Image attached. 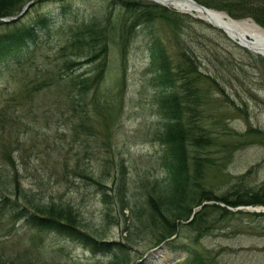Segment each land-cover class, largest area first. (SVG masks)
I'll list each match as a JSON object with an SVG mask.
<instances>
[{
  "label": "rangeland",
  "instance_id": "obj_1",
  "mask_svg": "<svg viewBox=\"0 0 264 264\" xmlns=\"http://www.w3.org/2000/svg\"><path fill=\"white\" fill-rule=\"evenodd\" d=\"M118 3L47 0L15 19L27 23L48 15L50 27L42 29V43L33 55L23 58L24 69L18 72L10 59L0 63V260L109 264L112 252H95L79 241L27 224L29 215L46 217L33 207L49 205L44 207L48 213L55 205L59 211L72 210L77 227L94 235L98 248L108 241L115 249H125L130 264H180L188 257L186 250L160 244L158 237L169 226L167 221L180 227L171 238L174 246L193 245L207 264H264V216L251 215V208L232 207L235 213L225 216L214 211L205 223L187 226L185 220H176L187 209L184 202L178 213L164 207L167 217L153 221L152 204L161 208L162 199L171 196V176L168 148L158 140L165 112L149 43L152 37H161L171 59L192 54L199 71L208 75L200 84L204 93L196 109L211 143L201 152L207 160L203 185L219 196L264 186L262 55L196 11H179L187 14L179 19L180 30L160 18L145 21L134 28L129 41L124 40L126 44L115 35L105 58L82 60L78 73L94 74L99 63H105L100 88L92 90L83 104L59 77L57 82H43L45 70L64 75L52 65L62 63L59 49L69 37L66 25L74 19L95 15L104 20L111 14L113 22L118 16L120 22L132 23ZM207 7L237 20L256 21L230 14L228 8ZM32 75L34 80L27 83L25 77ZM27 84L43 88L26 91Z\"/></svg>",
  "mask_w": 264,
  "mask_h": 264
},
{
  "label": "trees",
  "instance_id": "obj_2",
  "mask_svg": "<svg viewBox=\"0 0 264 264\" xmlns=\"http://www.w3.org/2000/svg\"><path fill=\"white\" fill-rule=\"evenodd\" d=\"M30 0H0V17L14 16L18 14L24 5ZM47 0H37L44 2ZM119 3L126 16H131L132 23L129 25L120 18L115 17L113 22L111 14L104 20L95 15H90L81 21L74 19L72 23L67 24L69 29L68 38L64 45L59 49L60 56L63 57L62 63L52 65V69L60 73L52 72L49 69L44 71L43 82H57V78L64 84L70 85L72 93L79 104L88 97L92 90L100 88V74L103 75L104 61L99 63L101 67L99 72L94 74L89 72L78 73L79 66L85 58L87 63H91L96 58H105L109 50L110 42L115 35H121L122 41L130 39L134 33V28L140 26L145 21H153L160 18L165 21L175 31L177 30L179 19L187 14L176 10H171L161 4L145 0H114ZM207 6L216 8H228L230 14L251 16L262 26H264V0H224L218 3H211L208 0H198ZM73 10V9H72ZM62 16V15H61ZM65 16V15H64ZM236 17V16H234ZM22 19L12 20L10 22L0 21V63L5 60L16 62L18 72L26 67L23 58H29L34 53V48L42 43L40 33L42 29L48 30L50 22L48 15H38L31 22H21ZM148 26V25H146ZM49 33V31L47 32ZM152 63H154V80L156 86L160 88V103L165 112L163 129L158 135V140L168 148L169 161L168 166L171 176L170 188L171 196L162 199L161 208L153 203V221L157 222L159 218H166L164 207L169 212H177L178 208L183 207L185 202L187 209L178 214V219L185 220L187 226L193 223H205L206 218L212 215L214 211L225 216L233 212L231 209L238 206L263 205L264 206V186L261 189L251 192L248 190L240 191L235 195L219 196L206 189L204 183V169L206 167V158L201 152L211 143L205 135V130L199 124L196 106L202 101L204 87H201L203 78L208 75L199 71L195 57L190 54L187 59L176 61L167 54L168 48L161 37H152L149 43ZM78 66V67H77ZM91 72V71H90ZM69 74L71 77H69ZM35 77V76H34ZM33 75L25 77V80H34ZM28 83V81H27ZM44 84V83H43ZM42 84V85H43ZM38 85V84H37ZM32 84L23 85L25 90H40L43 86ZM24 90V89H23ZM193 148V149H190ZM192 160V164H191ZM194 168V169H193ZM193 170V171H192ZM169 187V186H168ZM123 200V199H122ZM152 200H157L152 198ZM188 201V202H187ZM194 202V205L191 203ZM225 205H222V204ZM170 207H169V206ZM191 205V206H190ZM49 205H43L37 209L33 207L35 213L44 214L46 217L29 215L27 224H31L40 232L53 231L73 240L83 243L92 251L104 250L112 252L109 264H130L128 262V253L125 249H115L112 243L103 241V247L98 248V239L87 232L81 231L77 227V218L72 210L60 208L52 205L50 212L46 213ZM195 206H201V209L194 210ZM29 207V206H26ZM32 210V209H29ZM243 210H238L242 212ZM24 212V211H23ZM253 216H264V212H249ZM171 214V213H170ZM191 218V219H190ZM190 221H187L189 220ZM187 221V222H186ZM169 222V226L163 228L158 240L160 244L166 242L169 249L181 248L188 252V257L180 264H207L199 255L195 247L190 244H181L174 246L173 236L179 230L178 223ZM162 241V242H161ZM0 264H7L0 260ZM11 264H18L12 262ZM26 264V263H19ZM139 264H147L141 262Z\"/></svg>",
  "mask_w": 264,
  "mask_h": 264
},
{
  "label": "bare ground",
  "instance_id": "obj_3",
  "mask_svg": "<svg viewBox=\"0 0 264 264\" xmlns=\"http://www.w3.org/2000/svg\"><path fill=\"white\" fill-rule=\"evenodd\" d=\"M156 1V0H154ZM166 4L172 5L176 8L186 11H196L199 16L205 19L213 21L215 24L224 28L233 38L237 39L236 36H246L247 39L252 40V48L255 49L256 53H260L259 47L264 46V28L252 19H241L237 20L232 18L225 12H220L211 9L209 12H204L198 7L192 5L189 0H160ZM240 33L238 35L236 33ZM246 43V42H245ZM249 45L248 43H246Z\"/></svg>",
  "mask_w": 264,
  "mask_h": 264
},
{
  "label": "water",
  "instance_id": "obj_4",
  "mask_svg": "<svg viewBox=\"0 0 264 264\" xmlns=\"http://www.w3.org/2000/svg\"><path fill=\"white\" fill-rule=\"evenodd\" d=\"M156 1H158L159 3H163L165 5V3L164 2H161L160 0H156ZM189 1L192 3V5L198 7L200 10H202L204 12H209L211 10L210 8H208L207 6L199 3L196 0H189ZM33 2L34 1H31V2L27 3L26 6L24 7V9L21 11V13L18 15V17L19 16H22ZM208 21L211 24H213L214 26L223 29L228 34L229 37H231L232 39H234L235 41H237L240 45L248 48L249 50L255 51V49H253L252 46H251L253 41L247 39L246 36H243V35L242 36H236L237 39H235L224 28H222L221 26L215 24L213 21H211L209 19H208ZM236 33L238 35H241L237 31H236ZM245 42L248 43L249 45H247ZM258 51H260L259 54H261L262 56H264V46H260ZM248 208H251V209H253L254 211H257V212H264V207L263 206H260V207H248Z\"/></svg>",
  "mask_w": 264,
  "mask_h": 264
}]
</instances>
